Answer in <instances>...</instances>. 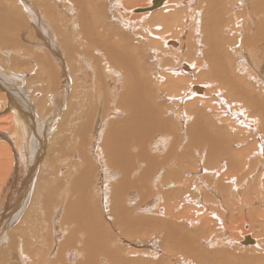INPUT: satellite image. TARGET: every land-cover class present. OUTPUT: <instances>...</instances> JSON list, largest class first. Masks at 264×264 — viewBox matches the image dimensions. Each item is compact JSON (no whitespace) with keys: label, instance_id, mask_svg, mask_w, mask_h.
<instances>
[{"label":"bare ground","instance_id":"obj_1","mask_svg":"<svg viewBox=\"0 0 264 264\" xmlns=\"http://www.w3.org/2000/svg\"><path fill=\"white\" fill-rule=\"evenodd\" d=\"M20 1L50 91L36 118L0 23V264H264V0ZM87 100L121 116L106 134ZM65 105L69 148L43 159Z\"/></svg>","mask_w":264,"mask_h":264},{"label":"rangeland","instance_id":"obj_2","mask_svg":"<svg viewBox=\"0 0 264 264\" xmlns=\"http://www.w3.org/2000/svg\"><path fill=\"white\" fill-rule=\"evenodd\" d=\"M5 1H8V2H10V0H0V23H1V25H4L3 27H2V30H1V35L4 37L5 36V38L8 40L7 41V43H9L10 44V48H9V52L10 53H8V54H10V55H15V58H12V59H10V66H9V68H8V71H11V72H13V73H25V74H27V75H29V76H33L32 77V80H31V77H26L24 80L22 79V80H20V84H18V87H22V89L23 90H21L22 91V95H21V91H20V93H19V95H21V97H22V101H24L25 102V105L26 106H28V105H30L31 106V104L33 105L32 107L35 109V111H33V112H35V116H36V118H40V116H42V117H47L48 115H44L45 114V102L43 101V98H45V94H46V92L48 93L49 91H50V89H41V88H39L38 87V83L39 82H37V78H36V74H35V67H34V62H35V58H34V61L32 60L33 59V57H34V53H33V51H35V44H34V42H33V40H31L30 41V43H27V41H25L24 40V38L25 37H27V38H29V35L28 34H26L25 36H23V37H21V35L19 34V32L21 31V30H23L24 28L26 29L27 28V26H26V21L24 20L25 19V13H26V8L25 7H23V4L21 3V1L20 0H16V5H18L19 7H4V9H7V11L8 12H12V14L10 15V16H8V15H6L5 13H6V11L3 9V5H4V3H5ZM19 1V2H18ZM14 8L16 9L15 11L17 12H15V11H13L14 10ZM10 10H12V11H10ZM18 10V11H17ZM19 10H20V12H19ZM4 14V15H3ZM127 14H129V13H127ZM15 15H16V17H15ZM130 15V14H129ZM22 19V20H20V19ZM24 18V19H23ZM15 19V20H14ZM13 22H12V21ZM19 21V22H16V21ZM21 21V22H20ZM8 22H10L9 24H8ZM11 23H13V24H11ZM19 23V24H18ZM23 25H25V26H23ZM18 26V27H17ZM6 33H8V35H6ZM15 34H16V36H15ZM10 37V38H9ZM12 38V39H11ZM18 38H20L19 40H18ZM30 39V38H29ZM13 40V41H12ZM16 41V42H15ZM11 43H13L12 45H11ZM15 43H18V44H21V45H16ZM30 44V45H29ZM15 45H16V47H18V48H20L22 51H26V48H24V47H27V49H28V51L29 52H31L30 53V55H28L29 54V52H28V54L26 53L25 55L26 56H24L23 55V58H22V55L21 56H18V54L14 51L15 49H14V47H15ZM31 46V47H30ZM12 49V50H11ZM33 53V54H32ZM1 56V55H0ZM28 56V57H27ZM19 57V58H18ZM27 57V58H26ZM26 60H25V59ZM25 61H27V62H25ZM29 61V62H28ZM25 62V63H24ZM31 62V63H30ZM22 64V65H21ZM27 64V65H26ZM32 64V65H31ZM25 65H26V67H25ZM14 66V67H13ZM31 66V67H30ZM22 67H24V68H22ZM0 68H1V66H0ZM3 69V68H2ZM21 69V70H20ZM24 69V70H23ZM29 69V70H28ZM33 69V70H32ZM4 70V69H3ZM17 70V71H16ZM4 71H6V70H4ZM26 71H27V73H26ZM29 71H31V74H30V72ZM29 73V74H28ZM10 75H11V73L10 72H6L5 74H3L1 71H0V80H2V79H5V80H7L8 82H6V84H8L9 85V87H8V91L6 90V89H4V90H6L5 92H6V95H8L7 97H8V99L9 100H11L10 98H11V94H12V92L14 93V88H15V81L13 80L12 81V78L10 77ZM28 79H30L31 80V82H30V80H28ZM60 80V79H59ZM23 81H25L24 83H23ZM29 81V82H28ZM27 82V83H26ZM35 82H37V84L35 83ZM11 83V84H10ZM35 84V85H34ZM11 85V86H10ZM15 85V86H14ZM23 85V86H22ZM27 85V86H26ZM24 86H25V88H24ZM33 86V87H32ZM35 86V87H34ZM4 87V86H3ZM30 87V88H29ZM32 87V88H31ZM35 88V89H34ZM64 88V87H63ZM9 89H11V91L9 90ZM30 89V90H29ZM33 89V90H32ZM39 89H40V91L42 92H39ZM62 89V88H61ZM14 90V91H13ZM25 90V93L23 92ZM27 90V91H26ZM36 90V91H35ZM0 91H1V89H0ZM32 91H33V93L36 95L34 98L36 99V101L37 100H41L40 102H42L43 103V105L41 106V105H39V103L38 104H34V102L32 103V101H33V99H32ZM44 91V92H43ZM4 91H2V93H3ZM9 92V93H8ZM26 92H28V93H26ZM30 92V93H29ZM55 92H56V90H55ZM63 92V91H62ZM62 92H61V95H62ZM202 92V91H201ZM38 93H41V94H38ZM28 96H30V97H28ZM39 96V98H37ZM42 96V97H41ZM23 97H25L24 99H23ZM28 97V98H27ZM29 98H30V100H29ZM7 99V100H8ZM28 99V100H27ZM21 100V99H20ZM47 100V99H46ZM12 101V100H11ZM13 101H14V103L16 104V102H17V100H16V97L14 98V96H13ZM29 101L31 102L30 104H29ZM88 104H90L89 103V100H87L86 101ZM28 103V104H27ZM45 104V105H44ZM104 104H105V102H104ZM103 103L101 104V105H98L99 107H96V105H97V103H93V102H91V104L88 106H86L85 107V112H84V115H82L83 117H82V123H83V126L85 127V123H87L88 124V122L89 121H91V123H93L92 125H94V124H96L97 123V126H100L101 125V123H103L102 125L104 126V128H103V130H102V135H104V134H106L105 133V131H106V127H107V123H108V121L107 120H113V119H119V118H121V116L120 115H118V116H113V115H110V116H107L106 118H105V121L103 122L102 121V119H101V115L104 113L102 110H103V108H104V105ZM35 105H36V107H35ZM18 106H20V105H18ZM44 106V108H42ZM109 106L111 107L112 106V103H109ZM40 107V108H39ZM89 107H90V109H89ZM92 108L94 109V110H92ZM39 109V110H38ZM41 109H43V110H41ZM98 109H100L99 111H97ZM40 110H41V112H40ZM65 110V111H64ZM92 110V111H91ZM37 111V112H36ZM58 111H59V109H58ZM62 112V113H61ZM43 114V115H42ZM63 114H64V116H63ZM91 114V115H90ZM212 114H213V112H212ZM215 114V113H214ZM32 115H34V114H32ZM209 115L212 117V119L214 120V123L212 122V119L210 118V119H205V120H203V121H201V122H206L207 121V125L205 124L204 125V129H207L208 127H211V125H214L213 127H211L210 128V130H209V128L207 129L208 130V132H211L214 136H216V135H220V134H222V131L223 130H221L220 128H223L224 130H226V129H228L227 128V126L228 125H231V127H232V123H230L229 124V122L228 121H225V120H220L219 118V120L221 121H219V120H217L216 119V115H211L210 113H209ZM7 115H5L4 117H6ZM35 116H34V118H35ZM59 116H61V117H59ZM85 116H87L86 118L87 119H85ZM91 116V117H90ZM100 116V117H99ZM120 116V117H119ZM65 117V118H64ZM98 117V118H97ZM68 116H67V106L65 105L64 107H63V109H60V112H59V114H58V117L56 118V121H55V126H53V125H51V127H49V129H47V128H45L48 124V120H46L45 121V123L44 124H41V128H42V131L43 132H41V130H40V128H39V131H40V138H41V141H42V145H41V152L39 153V155L41 156V158H45V154H51L52 155V153H47L48 151L50 152H53L52 151V149L56 152L57 151V146H62V147H65V148H69V146H67V145H69V144H67L66 146H64L63 145V143H62V140L63 139H66V138H68L67 137V131H68V129H67V126H68ZM193 118H194V120H193ZM215 118V119H214ZM59 119V120H58ZM63 119H65V120H63ZM91 119V120H90ZM57 120H58V122H57ZM88 120V121H87ZM93 120H95V121H93ZM186 122H188V123H185V125L187 126L189 123L191 124L192 122V126L195 124L194 123V121H195V117L192 115V117H191V119H189V118H186ZM189 120V121H188ZM50 121V120H49ZM63 121V122H62ZM84 121V122H83ZM211 121V122H210ZM224 121H225V124L223 125V123H224ZM66 122V123H65ZM71 122V121H70ZM200 122V123H201ZM226 122H227V124H226ZM64 124V128H65V131H66V133L64 132H61V131H56L57 129H55L56 128V125H59V124ZM90 123V122H89ZM197 123H199V122H197ZM213 123V124H212ZM76 124V125H75ZM175 124V123H174ZM177 124V123H176ZM175 124V125H176ZM190 124L188 125V126H190ZM78 125H80V123H79V121H77V122H73V125H72V128L73 129H75L76 128V126H78ZM184 125V126H185ZM208 125H210V126H208ZM222 125V126H221ZM74 126V127H73ZM216 127H219V130H221V131H219L218 130V128L216 129ZM228 127H230V126H228ZM53 128V129H52ZM216 129V130H215ZM231 129H233V128H230V130ZM54 130V131H53ZM64 130V129H63ZM229 130V129H228ZM50 131H51V133H50ZM217 131H219V132H217ZM53 132V133H52ZM215 132V133H214ZM221 132V133H220ZM50 133V134H49ZM60 133V134H59ZM170 133V132H169ZM220 133V134H219ZM230 133H231V131H230ZM25 134H26V137H27V135H28V131L27 132H25ZM63 134L65 135V136H63ZM84 134H86L87 135V130L84 132ZM55 135V136H54ZM62 135V136H61ZM45 136V137H44ZM83 136H85V135H83ZM62 137V138H61ZM49 138V139H48ZM52 140V141H51ZM54 140H57V142L56 141H54ZM45 143V144H44ZM49 143V144H48ZM44 148V150H43V148ZM48 147H49V149H48ZM204 147V146H203ZM204 148H206V147H204ZM48 149V150H47ZM51 149V150H50ZM44 152H43V151ZM53 153V155L55 156V154L56 153ZM45 153V154H44ZM44 154V155H43ZM57 155V154H56ZM65 160V159H64ZM63 160V162H62V167L63 168H65L64 170H67L68 169V167H66L67 166V160H65L64 161ZM29 162V161H28ZM64 163V164H63ZM66 163V164H65ZM29 164H30V162H29ZM64 165H66V166H64ZM36 179V178H35ZM34 181H36V180H34ZM65 184H67V179H66V181H65ZM140 188V187H139ZM139 188H138V190H139ZM145 188H147V187H145ZM141 190H144V189H142V188H140ZM140 190V191H141ZM145 190H147L148 191V188L147 189H145ZM137 191L135 190L134 191V194L136 193ZM142 192V191H141ZM131 194V193H130ZM131 195H133V194H131ZM134 196V195H133ZM31 197V196H30ZM135 197V196H134ZM29 198V197H28ZM29 200V199H28ZM31 200V199H30ZM26 201H27V199H26ZM26 201H25V203H26ZM30 202V201H29ZM26 204H28V201H27V203ZM65 204H66V201H65ZM229 214V216L227 215V217H228V221H231V219H229L230 217H231V213H228ZM147 216H149V215H147ZM247 235V234H246ZM244 239V238H243ZM242 239V240H243ZM238 244V243H237ZM248 244H251V243H248ZM253 244V243H252ZM16 259V258H15ZM15 259H13V261L12 262H9V264H22L21 262H19L17 259H16V261H15ZM19 259V258H18Z\"/></svg>","mask_w":264,"mask_h":264}]
</instances>
